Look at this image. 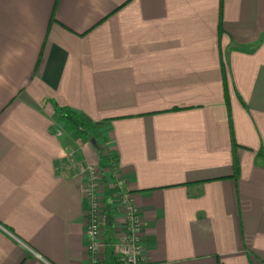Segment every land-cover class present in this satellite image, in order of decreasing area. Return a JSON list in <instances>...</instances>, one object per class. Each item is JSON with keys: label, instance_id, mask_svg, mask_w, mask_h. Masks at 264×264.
I'll list each match as a JSON object with an SVG mask.
<instances>
[{"label": "crops", "instance_id": "obj_1", "mask_svg": "<svg viewBox=\"0 0 264 264\" xmlns=\"http://www.w3.org/2000/svg\"><path fill=\"white\" fill-rule=\"evenodd\" d=\"M80 163L102 264L116 183L154 263L264 264V0H0V264H87Z\"/></svg>", "mask_w": 264, "mask_h": 264}, {"label": "built area", "instance_id": "obj_2", "mask_svg": "<svg viewBox=\"0 0 264 264\" xmlns=\"http://www.w3.org/2000/svg\"><path fill=\"white\" fill-rule=\"evenodd\" d=\"M109 163L114 164L112 161ZM79 170L84 178L82 198L88 252L87 264H102V248L104 245L102 228L108 220L100 195L103 169L95 164L80 163ZM114 187L118 189L115 202L121 215V223L119 225V236L116 242L113 243V264H156L148 258L144 248L142 235L144 225L139 208L126 191L119 189V184H114Z\"/></svg>", "mask_w": 264, "mask_h": 264}, {"label": "trees", "instance_id": "obj_3", "mask_svg": "<svg viewBox=\"0 0 264 264\" xmlns=\"http://www.w3.org/2000/svg\"><path fill=\"white\" fill-rule=\"evenodd\" d=\"M58 118L64 123L65 127L77 133L80 138H88L89 135L94 130V127L88 123L84 118L78 117L76 113L70 110L68 107L58 108ZM231 123V118H230ZM232 141V155H233V166L235 171L239 168L238 158L236 154V149L238 144L235 143L233 133H231Z\"/></svg>", "mask_w": 264, "mask_h": 264}]
</instances>
